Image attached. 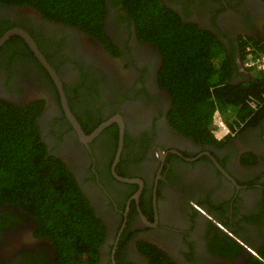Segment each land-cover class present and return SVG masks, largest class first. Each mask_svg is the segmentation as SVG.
Wrapping results in <instances>:
<instances>
[{
	"label": "flooded vegetation",
	"instance_id": "flooded-vegetation-1",
	"mask_svg": "<svg viewBox=\"0 0 264 264\" xmlns=\"http://www.w3.org/2000/svg\"><path fill=\"white\" fill-rule=\"evenodd\" d=\"M158 2L219 43L214 67L227 65L229 84L251 80L244 61L264 54V0ZM100 5L99 22L82 27L0 2V37L15 27L29 34L84 135L110 121L86 140L24 38L0 45V103L26 107L47 157L66 167L100 230L97 264H264V117L226 126L214 141L189 135L170 117L164 54L138 25L142 15L126 0ZM56 260L32 215L0 204V264Z\"/></svg>",
	"mask_w": 264,
	"mask_h": 264
},
{
	"label": "trees",
	"instance_id": "trees-1",
	"mask_svg": "<svg viewBox=\"0 0 264 264\" xmlns=\"http://www.w3.org/2000/svg\"><path fill=\"white\" fill-rule=\"evenodd\" d=\"M0 2L27 3L48 19L82 27L88 21L98 23L102 11L101 0ZM126 4L133 16L142 15L138 25L154 34V43L164 54L163 77L173 96L170 117L176 125L191 136L214 141L219 131L227 132L226 126L244 120L249 125L264 117L263 72L251 69L250 81L229 84L227 65L214 67L222 51L218 42L201 40L196 27L182 24L158 0H126ZM25 108L0 103V204L14 203L32 215L53 242L57 264H97L99 227L73 180H68L66 167L47 157L34 116Z\"/></svg>",
	"mask_w": 264,
	"mask_h": 264
},
{
	"label": "water",
	"instance_id": "water-1",
	"mask_svg": "<svg viewBox=\"0 0 264 264\" xmlns=\"http://www.w3.org/2000/svg\"><path fill=\"white\" fill-rule=\"evenodd\" d=\"M13 34H17L19 36H21L22 38H24V40L26 41V43L28 44V46L31 48V50L35 53V55L38 57V59L40 61L43 62V64H45L50 72V75L53 77L55 84L58 88L60 97H61V101H62V106L63 109L67 115V117L69 118L71 124L74 126V128L77 130V132L84 138H86V140L88 139H92L103 127H105L106 125L109 124L110 121H106L104 123H102L101 125H99L92 133H90L89 135H84V133L82 132L80 125L77 123L76 119L74 118V116L71 114L70 109L68 108L67 102H66V98L64 96V91L60 82L59 77L55 74V72L50 68V66H48L43 58V56L40 54L37 45L35 44V42L33 41V39L29 36V34L27 32H25L23 29L20 28H10L9 30H7L5 32V34H3L2 37H0V45L8 39V37H10ZM121 126V137H122V125Z\"/></svg>",
	"mask_w": 264,
	"mask_h": 264
},
{
	"label": "built area",
	"instance_id": "built-area-1",
	"mask_svg": "<svg viewBox=\"0 0 264 264\" xmlns=\"http://www.w3.org/2000/svg\"><path fill=\"white\" fill-rule=\"evenodd\" d=\"M245 65L254 71L264 73V54L252 53L246 56Z\"/></svg>",
	"mask_w": 264,
	"mask_h": 264
}]
</instances>
